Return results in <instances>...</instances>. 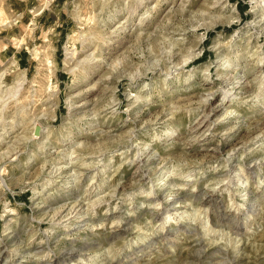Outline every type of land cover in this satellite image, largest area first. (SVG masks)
<instances>
[{
  "label": "rangeland",
  "instance_id": "rangeland-1",
  "mask_svg": "<svg viewBox=\"0 0 264 264\" xmlns=\"http://www.w3.org/2000/svg\"><path fill=\"white\" fill-rule=\"evenodd\" d=\"M0 264H264V0H0Z\"/></svg>",
  "mask_w": 264,
  "mask_h": 264
},
{
  "label": "bare ground",
  "instance_id": "bare-ground-1",
  "mask_svg": "<svg viewBox=\"0 0 264 264\" xmlns=\"http://www.w3.org/2000/svg\"><path fill=\"white\" fill-rule=\"evenodd\" d=\"M73 69H75V67L73 68ZM25 76V75H24ZM226 91V89L224 90V92H223V94H224V96L226 95V94H229L230 92H232V90H230L229 89V91H227V92H225ZM54 215V214H53Z\"/></svg>",
  "mask_w": 264,
  "mask_h": 264
}]
</instances>
